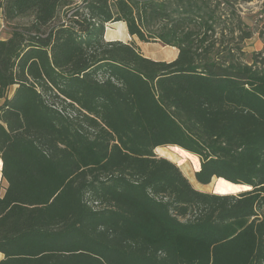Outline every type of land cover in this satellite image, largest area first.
I'll return each mask as SVG.
<instances>
[{"label":"trees","instance_id":"16d2710c","mask_svg":"<svg viewBox=\"0 0 264 264\" xmlns=\"http://www.w3.org/2000/svg\"><path fill=\"white\" fill-rule=\"evenodd\" d=\"M252 1L0 0V264H264V44L217 36Z\"/></svg>","mask_w":264,"mask_h":264},{"label":"rangeland","instance_id":"374dc122","mask_svg":"<svg viewBox=\"0 0 264 264\" xmlns=\"http://www.w3.org/2000/svg\"><path fill=\"white\" fill-rule=\"evenodd\" d=\"M80 2L81 0H77V4H79ZM261 4L262 2L260 0H254L252 2H243L238 5H235L236 12L239 14L242 23L240 32L236 30L234 34H230L229 31L227 30L223 32L222 37L219 34L217 35L218 39L221 40V43L219 40L218 45H220V47H223V49H231L233 44L237 43L238 47L241 49L240 53L237 54V56L241 61L244 62H249L250 55L252 54V52H258L263 48L264 32L261 31V28H262V21L264 19V13L262 11ZM223 9L225 12L229 11V9L226 7ZM27 21H28L27 18L24 20H19L20 23H26ZM4 25H5V30L3 31L8 36L11 27L7 26L5 23ZM119 27H120L119 25L114 26L112 29L113 30L112 32L115 33L116 36H119L117 34L118 32L117 28ZM244 33H250V38L242 39ZM119 42H121V40ZM137 42L139 43L140 47L143 50L141 52V50L139 49V52L142 54V56L148 55L151 57V60L153 59V61H165V60L168 61L171 58V56L169 55L171 53L170 48H166V47L164 48L161 44L158 43L145 44L139 42L138 40ZM154 153L157 155L155 151ZM164 158L168 159L167 157ZM179 161H180L179 157H176L175 160H173L172 162L176 164L179 163ZM182 164H180L178 167L180 168L183 175L189 180V182L195 189L203 192L213 191L215 180H213L209 185L201 186L194 179V171L191 167V162H188L187 166L183 167L184 169L181 167ZM186 171L188 172V174Z\"/></svg>","mask_w":264,"mask_h":264},{"label":"crops","instance_id":"0c3cea01","mask_svg":"<svg viewBox=\"0 0 264 264\" xmlns=\"http://www.w3.org/2000/svg\"><path fill=\"white\" fill-rule=\"evenodd\" d=\"M118 25L120 26L119 28H117V30H118L117 34L119 36H116L115 33L112 32L113 31L112 29L114 26H118ZM3 30H5V25H4L3 15H2V9L0 8V40H5L8 37L7 34ZM114 32H116V31H114ZM104 38L107 42H111V41H115V40H117V41L121 40L122 43L133 42L141 50V52L143 51L142 48L140 47L139 43L137 42V39L135 37L129 36V34L127 33L126 25L122 22H118V23H114V24H107L106 28H105ZM166 48L171 49V53L169 54L171 56V58L168 61L165 60V62L173 61L174 58H176V56L178 54L177 49L172 48V47H166ZM143 57L151 59V57L148 55H143ZM2 103H3V100H0V105ZM156 149H155V152H156ZM157 155H159V154L157 153ZM159 156L160 157H166V156H162V155H159ZM191 167H192V164H191ZM198 168H199V165L197 168L192 167L194 172L197 171ZM0 171H1V165H0ZM213 180H215V179H213ZM6 186H7L6 182L1 180V172H0V197H2L4 195ZM212 192H215L214 189ZM2 259H3V255L0 253V260H2Z\"/></svg>","mask_w":264,"mask_h":264},{"label":"bare ground","instance_id":"6f19581e","mask_svg":"<svg viewBox=\"0 0 264 264\" xmlns=\"http://www.w3.org/2000/svg\"><path fill=\"white\" fill-rule=\"evenodd\" d=\"M156 152L159 154V155H162V156H166L168 159H171L172 161L175 160V158L177 157L175 154L171 153L170 151H168L166 148H162V147H158L156 149ZM187 163L188 162H184L181 167H185L187 166ZM184 169V168H183ZM187 172V171H186ZM188 174V172H187ZM191 177V176H190Z\"/></svg>","mask_w":264,"mask_h":264},{"label":"water","instance_id":"95a60500","mask_svg":"<svg viewBox=\"0 0 264 264\" xmlns=\"http://www.w3.org/2000/svg\"><path fill=\"white\" fill-rule=\"evenodd\" d=\"M195 172H197V171H195ZM241 186H243V185H241ZM247 187H249V186H247ZM251 190V187H249V189H246V190H243V191H240L239 193H241V192H245V191H250ZM238 194V193H237Z\"/></svg>","mask_w":264,"mask_h":264}]
</instances>
